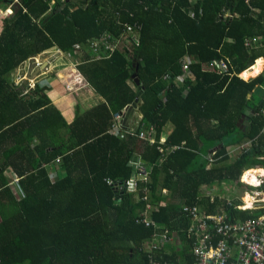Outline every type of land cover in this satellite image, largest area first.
I'll use <instances>...</instances> for the list:
<instances>
[{
  "label": "trees",
  "instance_id": "trees-1",
  "mask_svg": "<svg viewBox=\"0 0 264 264\" xmlns=\"http://www.w3.org/2000/svg\"><path fill=\"white\" fill-rule=\"evenodd\" d=\"M19 3L15 12L14 0H0L14 11L0 20V143L13 142L0 148L6 185L1 203L11 191L5 159L13 156L16 168L25 161L16 169L23 196L13 193L12 204L0 208L1 255L8 257L0 264H151L152 259L194 264L195 238L187 237L192 221L184 206H198L204 216H223L226 222L259 216L261 211L239 210L240 200L213 191L228 183L251 191L241 182L243 173L264 167V70L246 71L264 60V0ZM126 25L134 29L130 35ZM105 33L110 42L120 39L127 46L120 43L106 60L89 55L79 65L104 99L101 104L89 110L76 105L72 119L51 103L47 88L15 84L12 73L29 59L51 50L76 55L75 44L82 55ZM186 57L195 60L194 76L181 86L168 84L164 77L179 76ZM216 62L225 63L228 72H218ZM136 97L141 121L135 129L122 124L114 133L113 116ZM248 109L253 115L243 127ZM168 124L172 129L166 133ZM150 127L157 143L137 136ZM163 134L167 147L176 146L168 153L158 148ZM252 147L259 152H249ZM137 156L147 175L135 192L106 184V178L124 183L137 175L131 164ZM49 162L60 170L53 183ZM204 188L210 191L204 194ZM258 191L264 192V183ZM147 206L154 222L175 232L172 252H146L154 230L135 219ZM206 221L210 230L216 226Z\"/></svg>",
  "mask_w": 264,
  "mask_h": 264
},
{
  "label": "built area",
  "instance_id": "built-area-1",
  "mask_svg": "<svg viewBox=\"0 0 264 264\" xmlns=\"http://www.w3.org/2000/svg\"><path fill=\"white\" fill-rule=\"evenodd\" d=\"M131 27L132 26L130 25H126L128 35L134 30H132ZM111 37L110 34L105 33L102 34V37L98 38L97 41L94 40L90 42L89 52L94 60L108 58L110 53L120 46V39L112 43L109 41V38ZM136 42L137 40H135V43ZM81 50V45L76 44L75 53L79 54ZM194 63V59L186 57L185 61L181 63L182 73L175 78H172L171 75L165 76L164 80L167 81L168 84L173 80L178 86L183 85L187 77L194 76L192 72V65ZM215 64L217 65L216 69L218 72H228V66H226L225 63L216 62ZM212 67L214 68L215 66ZM239 75L241 76V73ZM121 118L122 112L121 114H115L113 116L114 121L111 130L114 131V133L117 131L118 133L120 132ZM154 135V128L152 127L142 129L137 133L139 138L147 139L150 144L157 143ZM160 142L161 144L158 148L162 153H168L176 147H167L162 141ZM249 144L250 143H248V145ZM243 147L245 146L243 145ZM135 168L138 171V174L136 175L134 173L128 180H126V182L118 183L114 182L111 178H106V184L113 186L117 191H124L126 189L129 192H135L138 188V180L147 175L146 165L143 163L137 162ZM255 169L257 168L245 171L244 175L248 171ZM244 175L241 177V182L243 184L258 188L250 183L249 180L244 179ZM258 180L259 186H262L264 183V173H258ZM252 196L253 202L251 206L248 207L244 202L239 204L237 208L242 211L248 209L258 210L261 211V213L258 217L249 218L245 221L226 222L223 220V216H204L198 206H184V211L189 217H191L192 221L191 226L187 230V237L195 238L193 244V253L195 255L194 264H264V192H261V194L255 193ZM143 199L148 201V196ZM149 216L150 211L145 210V212L139 214L135 219L136 224H144L147 228H153L154 230L153 237L150 239L146 247V252L149 253L162 248L167 250V246L174 242L175 232L173 233L166 226L154 222ZM206 220L214 221L216 226L212 227V230H210L207 227ZM151 264H183V262H169L152 259Z\"/></svg>",
  "mask_w": 264,
  "mask_h": 264
},
{
  "label": "crops",
  "instance_id": "crops-1",
  "mask_svg": "<svg viewBox=\"0 0 264 264\" xmlns=\"http://www.w3.org/2000/svg\"><path fill=\"white\" fill-rule=\"evenodd\" d=\"M226 16H229V13L226 14ZM260 16H262V13ZM121 44H124L125 46H127V43H125L123 41H121ZM59 51L60 50H51L49 52H43V53L44 54L49 53L48 54V60L53 61V60H55V56L56 57L58 56ZM54 52H56V53H54ZM60 52H62V51H60ZM43 53H41V54H43ZM53 53H54V55L49 56L50 54H53ZM41 54H39L37 57L31 58L34 60L32 62H35L36 58H40V56L42 57ZM67 54H68L67 57H69V59L67 58L66 62L69 66H49L48 67L47 66L48 64H47L46 66H44V68H42V65L44 64V61H43V63L39 66L40 70L36 71L35 68L34 69L32 68L31 72L33 73L34 77H36V78L34 80H31L30 83L33 84V87L36 83H38L40 86L47 88L46 94H47L48 98L50 99L51 103H53L62 112H65L68 117H71L73 119L74 118V109H75L76 105L81 106L82 109L89 110V109L97 106L98 104H101L102 102H104V99L100 95L96 94L94 89L88 84V81L85 79V77L82 75L81 71L79 70V65H80L81 61L84 60L87 56H89V55L91 56V54L88 51L84 52L82 55L80 53L75 55L73 53V51L69 52ZM60 55H62V54H60ZM109 58H105L102 60H106ZM31 59L28 60V64L26 66H21V67L17 68L12 73V76L14 78L16 85H19L20 83H23V85H27L24 83H27V75L29 74L28 71L30 69ZM261 59H264V58H261ZM95 61H100V60H95ZM51 64H53V63H51ZM258 64H260V65H258ZM258 64H256V68H253V69H257V68L260 69L261 68V70L259 71V73H260L263 70L264 60H262ZM129 84H131V83H129ZM19 86H22V84ZM65 88L67 89V91ZM187 91H188V88H187ZM34 99H36V97H34ZM139 104H141V103H139ZM139 104H138V106H139ZM128 108L129 107H127L125 110L122 111V118L120 119L121 127L123 124V125L128 126V129H130V128L134 129L137 127L139 121H141L142 115H141V112H139L138 107L136 108L137 111L135 109H132V108L127 111ZM126 113H127V115H125ZM171 129H172V125L169 126V124H168L165 128V132L167 133ZM166 135L167 134H163V136L160 138L161 141L164 143V145L166 143V138H167ZM244 142H246V140ZM12 144H13V142H11V141L5 142L4 144L0 143V148H2L4 150L5 147L12 146ZM138 156L131 161V164H133L134 168L136 167V163L139 162ZM14 161H15V159L13 156H10L8 159L7 158L5 159L6 167L4 169L3 175H4V177L7 178V180H9L8 187L11 188V191L9 194L6 193L5 195H2L5 197L2 200V203L7 204V205L12 204L11 198L13 197L12 196L13 193L18 194L15 196H19V197L23 196L21 194V192L17 190L19 188L20 175L17 174L16 169L17 168L23 169L25 167V161L21 162V160H19V162L17 164V168L14 165ZM46 167L48 169V175L51 179V183L55 182L56 178L59 177V175H60V170H58V168H57V162H49L46 164ZM0 169H1V160H0ZM251 169H253V168H251ZM62 174H64V172ZM214 188H215V186L212 187V190ZM5 189H6V185H5V183H3V180L0 177V190H5ZM206 190L207 189L204 188L202 190V192L205 194ZM207 191H210V190H207ZM164 192H166V190ZM213 193L215 196H218V194H215L216 193L215 190L213 191ZM246 193H248L250 195L252 194L251 191H249V190L245 192V196L247 195ZM244 200L240 204L246 202ZM251 202H253V199L251 200ZM2 203L0 201V208H1ZM12 207H9V208L13 209ZM145 209H147V211H151L152 206H147V208H145ZM143 212H145V210ZM9 214L11 215L13 213L10 212ZM2 222H3V218H2L1 212H0V225L2 224ZM8 230H10V229H8ZM177 245L178 244L176 243V238L174 237V242L167 246L166 251L172 252L171 249ZM3 246L4 245L2 243H0V262L2 261V258H3V260L4 259L7 260V258H8L7 256L1 255V248ZM179 250H181V248H179Z\"/></svg>",
  "mask_w": 264,
  "mask_h": 264
},
{
  "label": "rangeland",
  "instance_id": "rangeland-1",
  "mask_svg": "<svg viewBox=\"0 0 264 264\" xmlns=\"http://www.w3.org/2000/svg\"><path fill=\"white\" fill-rule=\"evenodd\" d=\"M15 2H19V0H14V3ZM12 13H14V11H13V9L11 8V5H9V7H6V8H3L2 7V5L0 4V20L1 19H3V18H6V17H8V16H10ZM54 53H56V52H54ZM54 53L53 54H50L49 56H51V55H54ZM59 54H58V56L56 57L55 56V60H53V61H49L48 60V54L49 53H47V54H41L42 55V57L40 56V58H36V61L34 62V65L35 66H37V67H39L42 63H43V61L44 62H48L49 61V63H48V67L49 66H69L68 64H67V62H66V59L68 58L69 59V57H67L68 56V54L67 53H65V52H58ZM60 54H62V55H60ZM257 62V61H256ZM255 62V63H256ZM261 62V61H260ZM259 62V63H260ZM51 63H53V64H51ZM28 64V61L27 62H25V64L24 65H22V66H26ZM258 64V63H257ZM258 65H260V64H258ZM257 65V66H258ZM253 68H256V65H253L252 66ZM252 70V69H251ZM259 70V69H258ZM263 70H264V66H263ZM262 70V71H263ZM261 71V72H262ZM36 77H33L32 79L30 78V79H27V83H24V84H27V87L28 88H30V89H33V84L32 83H30V81L31 80H34ZM245 79V78H244ZM247 80V79H246ZM23 85V83H20L19 85ZM66 89V88H65ZM66 91H67V89H66ZM248 143L249 142H247V143H243V145L244 146H247L248 145ZM240 147V146H239ZM237 153L239 152V150L238 151H236ZM238 154H233L232 155V159H234V157H236ZM259 169H264V168H259ZM8 173V172H7ZM243 175H244V173H243ZM254 185V184H253ZM257 185H259V180H258V184ZM256 186V185H255ZM253 188V190H251V193H252V195H254L255 193H259V194H261V191H258V188H254V187H252ZM222 189L223 190H219V189H217V188H215V191H216V193L215 194H218V195H220L221 197H223L224 199H229L230 201H234V200H240L241 202L244 200V198H245V192H246V190H248V189H246L245 187H243V186H238V185H236V184H232V183H228V184H223L222 185ZM247 195H250V194H247ZM246 195V196H247ZM251 195V196H252ZM253 197V196H252ZM262 197V196H261ZM245 201V200H244ZM246 203V202H245Z\"/></svg>",
  "mask_w": 264,
  "mask_h": 264
},
{
  "label": "water",
  "instance_id": "water-1",
  "mask_svg": "<svg viewBox=\"0 0 264 264\" xmlns=\"http://www.w3.org/2000/svg\"><path fill=\"white\" fill-rule=\"evenodd\" d=\"M15 4V8H16V11L15 12H18L20 9H21V4L19 3V2H15L14 3ZM32 61H34L33 59H31V63H30V69H29V74L27 75V79H32L33 77H34V75H33V73L31 72V70H32V68L34 69L35 68V70L36 71H38V70H40V68L39 67H36L35 65H34V62H32ZM257 61V60H256ZM49 63V61L48 62H44V64L42 65V68H44V66H46L47 64ZM241 76H242V74H241ZM256 76V75H255ZM255 76H251L249 79H247V80H250V79H252L253 77H255ZM243 77V76H242ZM132 79L135 81V83L136 84H139V83H141V81H139L138 80V78L135 76V75H133L132 76ZM138 97H136L135 99H134V101H133V103L129 106V108H128V110L129 109H135L136 111H137V107H138ZM251 110L252 109H248L247 111H246V113H245V115H244V118L240 121V123H244V125H243V127H246L247 125H249V119H250V117L253 115V113L251 112ZM239 126H240V124H238ZM261 149H264V147H262V148H260V150ZM248 151L249 152H259L258 151V149L255 147V148H250V149H248ZM115 191H117V190H115Z\"/></svg>",
  "mask_w": 264,
  "mask_h": 264
},
{
  "label": "bare ground",
  "instance_id": "bare-ground-1",
  "mask_svg": "<svg viewBox=\"0 0 264 264\" xmlns=\"http://www.w3.org/2000/svg\"><path fill=\"white\" fill-rule=\"evenodd\" d=\"M247 71H249V70H247ZM257 173H264V169L257 168L255 170H250L244 175V179H247V180H249L250 183L258 186L257 185L258 184V174ZM244 199H245L248 207L252 205L251 200L253 199V197L251 195L245 196Z\"/></svg>",
  "mask_w": 264,
  "mask_h": 264
},
{
  "label": "clouds",
  "instance_id": "clouds-1",
  "mask_svg": "<svg viewBox=\"0 0 264 264\" xmlns=\"http://www.w3.org/2000/svg\"><path fill=\"white\" fill-rule=\"evenodd\" d=\"M261 59V58H260ZM259 60V59H258ZM250 69H252V67H250L248 70H250ZM247 71V70H246ZM242 74V73H241ZM242 77V76H241ZM242 78H244V77H242ZM258 188L260 187L259 185L257 186Z\"/></svg>",
  "mask_w": 264,
  "mask_h": 264
}]
</instances>
